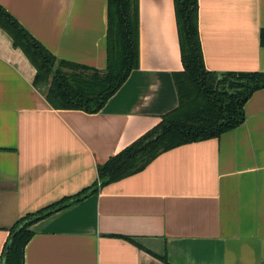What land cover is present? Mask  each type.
Returning a JSON list of instances; mask_svg holds the SVG:
<instances>
[{"label":"crops","instance_id":"1","mask_svg":"<svg viewBox=\"0 0 264 264\" xmlns=\"http://www.w3.org/2000/svg\"><path fill=\"white\" fill-rule=\"evenodd\" d=\"M203 65L264 73V0H197ZM57 60L106 68L107 0H0ZM138 68L97 113L55 110L0 28V264L9 229L91 186L105 163L178 106L173 0H137ZM216 138L159 154L142 171L30 226L23 264H264V89Z\"/></svg>","mask_w":264,"mask_h":264},{"label":"trees","instance_id":"2","mask_svg":"<svg viewBox=\"0 0 264 264\" xmlns=\"http://www.w3.org/2000/svg\"><path fill=\"white\" fill-rule=\"evenodd\" d=\"M182 71L173 74L178 106L160 123L97 167V180L18 219L9 229L2 264H23L30 226L95 193L100 187L142 171L159 154L185 144L219 137L244 118L243 106L264 89V73L205 70L198 31V1L173 0ZM137 0H107L106 68L97 70L57 60L0 6V28L35 68L34 87L55 110L99 112L138 68Z\"/></svg>","mask_w":264,"mask_h":264}]
</instances>
